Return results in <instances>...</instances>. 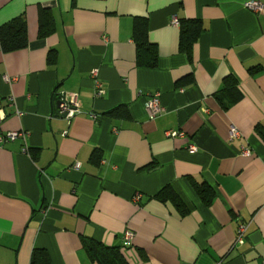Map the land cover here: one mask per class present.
<instances>
[{
	"label": "crops",
	"instance_id": "1",
	"mask_svg": "<svg viewBox=\"0 0 264 264\" xmlns=\"http://www.w3.org/2000/svg\"><path fill=\"white\" fill-rule=\"evenodd\" d=\"M249 1L0 0V25L22 16L28 39L0 48V131L26 134L0 143V264H98L85 238L119 247L128 264H264V9ZM136 17L156 45L154 68L136 62ZM173 19L202 24L189 54ZM228 76L241 97L225 108ZM61 92L79 98L70 119L55 114ZM155 92L164 111L149 118ZM165 186L186 214L155 198Z\"/></svg>",
	"mask_w": 264,
	"mask_h": 264
},
{
	"label": "trees",
	"instance_id": "2",
	"mask_svg": "<svg viewBox=\"0 0 264 264\" xmlns=\"http://www.w3.org/2000/svg\"><path fill=\"white\" fill-rule=\"evenodd\" d=\"M180 27L179 49L189 54L193 44L201 34L203 27L199 20L182 19L178 21ZM39 36L45 37L53 31L52 17L47 8L40 9L39 12ZM132 39L136 45V62L141 67L154 68L157 65L156 45L148 40L147 20L144 17H136L132 26ZM28 44L26 24L22 16L11 19L0 25V48L2 52H9L25 48ZM50 61H55V53L51 52ZM252 67L251 69H253ZM256 69V68H254ZM253 69V70H254ZM223 94L226 99L223 106L227 108L230 104L235 103L241 97L236 80L228 76L224 80ZM117 110V109H116ZM258 133L264 138V131L257 128ZM151 164L144 166L145 169L151 168ZM197 193L208 204L213 196L209 187L197 188ZM155 198L165 202L170 200L174 203L180 214H186V209L176 193L169 186H165L156 195ZM83 248L92 261L98 264H128L122 255L119 247L106 246L105 244L91 238H85ZM37 257V251L33 252L32 260Z\"/></svg>",
	"mask_w": 264,
	"mask_h": 264
},
{
	"label": "built area",
	"instance_id": "3",
	"mask_svg": "<svg viewBox=\"0 0 264 264\" xmlns=\"http://www.w3.org/2000/svg\"><path fill=\"white\" fill-rule=\"evenodd\" d=\"M245 7L247 9L253 11L254 13H260L262 11V9H264V5H262V3L260 1H257V0L246 2ZM172 23L177 25L178 20L173 19ZM91 74H92V78L94 79L93 80L94 81V93H95V95L99 96L103 91L102 83L97 78V71L95 69L91 72ZM4 80L7 82L11 81V79L7 76H4ZM145 107H146L149 118H154L155 116L161 114L164 111V108L162 107V105L160 103V93L159 92L153 93L146 100ZM80 112H81V108H80V101H79L78 95L76 93L61 92L57 98V103H56V107H55V114L60 115V116H64V117L70 119ZM91 117L95 118L96 115L91 114ZM3 118H4V116L1 114V110H0V121ZM238 134H239L238 130L235 129L234 127H232L230 130V136L235 137ZM25 135L26 134H24L23 132H19V131L9 132V133H6L4 135L0 131V143H3L5 141H11L18 136H23V138H24ZM170 135H177V132L172 131V132H170ZM189 150L192 152H195L196 147L191 145L189 147ZM243 152L246 154H249L248 150H244ZM78 165H79V163H75L74 167H78ZM136 199H137V196L134 197V200H136ZM246 227H247L246 223L238 224V227L236 230V237H235L236 243H238V244L243 243ZM123 239H124L126 245H130L132 243V239H133V232L128 231V230L125 231L124 235H123Z\"/></svg>",
	"mask_w": 264,
	"mask_h": 264
}]
</instances>
